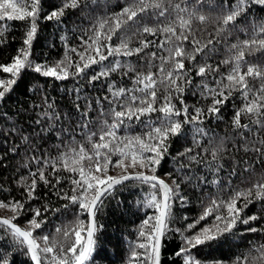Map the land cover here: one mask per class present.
Segmentation results:
<instances>
[{
	"label": "snow or ice",
	"instance_id": "6c2138e0",
	"mask_svg": "<svg viewBox=\"0 0 264 264\" xmlns=\"http://www.w3.org/2000/svg\"><path fill=\"white\" fill-rule=\"evenodd\" d=\"M13 21L0 264H96L105 217L137 189L145 218L121 264H162L172 233L181 264H264L245 235L264 237V0H0V46ZM40 21L59 30L55 59L35 51Z\"/></svg>",
	"mask_w": 264,
	"mask_h": 264
},
{
	"label": "trees",
	"instance_id": "16d2710c",
	"mask_svg": "<svg viewBox=\"0 0 264 264\" xmlns=\"http://www.w3.org/2000/svg\"><path fill=\"white\" fill-rule=\"evenodd\" d=\"M45 8L48 3L52 0H44ZM58 2V0H57ZM24 31L22 22L13 21L9 28V37L7 46H0V62H8L10 56L14 54V50L21 44V35ZM59 30H54L53 22L40 21V28L38 37L35 41V51L37 54L48 53V56L55 59L62 55L63 49L59 43ZM14 37V39L12 38ZM52 42L56 43L55 48H49L48 45ZM0 75H7L0 70ZM37 74L29 73L26 79L31 80L33 76ZM51 78H43L41 80ZM59 82H53L52 88L49 90L50 94L60 99V92L57 85ZM66 86L71 87V80L65 82ZM236 103L239 104L240 100L237 99ZM221 130L223 125H220ZM170 170L169 165L164 164L158 171V174L164 178L166 171ZM119 171V169H115ZM0 177L7 179V174L0 169ZM146 187V186H145ZM13 196L19 198L20 190L13 189ZM8 193L0 191V199H7ZM141 196L140 191L137 189L132 194L128 192L124 193L128 207L121 206L120 209L115 210L114 213H109L105 217V237L102 241V251L100 256L96 258V264H121V258L126 259L128 256V241L135 240L136 237V226L139 225L140 221L145 218V210L138 209L134 203V200ZM251 211H256L257 206L250 205ZM199 206L196 204L184 209L189 213V216H195L198 213ZM148 211H151L150 209ZM10 214L5 209H0V215ZM23 224V219L18 218V221ZM248 239L255 241L264 242V237L258 233L245 234ZM181 240L178 234L172 233L166 236L163 240L162 248V264H181L180 258L174 255L175 251L179 248ZM248 245L246 243H238L235 245L237 253L242 252ZM219 255V253H216ZM211 258V257H209Z\"/></svg>",
	"mask_w": 264,
	"mask_h": 264
}]
</instances>
